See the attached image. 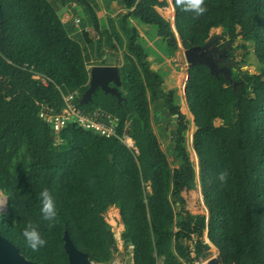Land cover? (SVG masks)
Here are the masks:
<instances>
[{"label":"trees","instance_id":"16d2710c","mask_svg":"<svg viewBox=\"0 0 264 264\" xmlns=\"http://www.w3.org/2000/svg\"><path fill=\"white\" fill-rule=\"evenodd\" d=\"M59 1L83 9L97 32L95 40L87 33L86 44L73 37L48 0H0V196L5 193L9 200L8 211L0 214L2 235L30 261L69 264L68 233L91 261L108 264L117 240L105 214L117 208L125 228L121 238L126 248L133 247L134 264L206 259V233L224 264H264V0H205L204 16L183 11L172 0L174 28L158 11L169 7L167 0H102L125 9L106 27L99 21L97 0ZM136 23L155 29L170 57L181 46H204L218 28L224 43L232 45V57L244 50L242 62L248 65L250 55L256 56L258 73L232 67L236 90L234 82L216 78L206 66L188 69L185 97L194 116L198 168L188 148L192 122L181 112V95L152 68ZM81 26L88 22L81 19ZM112 65L120 67V92L127 102L98 89L83 107L132 121L138 153L117 138L75 125L62 133L63 145H54L51 127L38 116L41 104L62 107V91L80 89L83 95L91 68ZM30 67L48 85L33 79ZM153 104H163L175 119L176 168L154 129ZM225 169L229 179L221 185L217 175ZM198 180L208 219L192 215L184 197ZM44 188L58 210L51 226L39 212ZM29 223L47 240L38 251L22 236Z\"/></svg>","mask_w":264,"mask_h":264},{"label":"rangeland","instance_id":"374dc122","mask_svg":"<svg viewBox=\"0 0 264 264\" xmlns=\"http://www.w3.org/2000/svg\"><path fill=\"white\" fill-rule=\"evenodd\" d=\"M55 8H58V5L56 4V1L54 0H48ZM169 1V0H167ZM98 3V7H97V13H98V17L100 22L102 23L101 26L106 27L108 25V20L110 17L112 18H116L117 16L125 13V9H123V6L119 3H113L111 5H105L103 3L102 0H97ZM74 4L69 5L68 7L72 6ZM77 5V4H76ZM73 8V7H71ZM69 8L68 14L70 16V18H72L74 20V18L76 16H80L82 17V19H84L85 21L88 22L89 28H90V32H88L87 34H89V38L90 39H96L97 38V32L94 29L93 25L90 23V20L88 19V17L86 16V14L84 13L83 9L81 7H79L78 5L76 6L77 9H71ZM169 8H170V4H169ZM164 12H162V14H164L165 18L167 20H169L173 26H174V21H172L171 19H173V10L172 8L169 10L163 9ZM172 17V18H170ZM66 25V24H65ZM136 25L138 26L140 33L142 35H147V32L149 31L148 28L144 25H139L138 23H136ZM150 29V28H149ZM154 31H156L155 29H153ZM86 33H83V37H85ZM222 34H223V30L221 28L218 29H213L211 32V37L215 36V35H219L220 36V40H221V44H223L225 41L222 39ZM85 40H83V44ZM239 42H236L235 45H233V47H236ZM232 48V47H231ZM183 47L181 46V49L177 52V54H175L173 57L175 58L177 56L178 61L177 62H171V65L173 66V74H175L173 77H169V79L166 81L165 79V85L168 89H175L177 88L179 91V94L181 95V112L184 113L187 118L192 122V125L190 127V131L188 133V148L189 151L191 153L192 159L194 160V162L196 163V167L198 168V158H197V154L195 151V146H194V142H193V134L195 132V128H194V116L192 115V113L190 112L189 108H188V104L187 101L185 99V78L187 77L188 73V64L185 60L184 57V53H183ZM119 56L121 59H124V53L123 52H118ZM243 54H244V50H235L234 51V61L236 63V67H241L243 68L244 71H249L251 73H258L259 71V64L258 61L256 59V56L254 53H252V55H250L249 57V61H248V65H243ZM173 59V58H172ZM177 72V73H175ZM163 104H159V105H152V117H153V125H154V129L159 137V139L162 142V147L164 149V151L167 153L170 161L173 163V167L176 168L179 164L178 161H173V157H174V137H175V130H176V123H175V119L174 117L170 116V114L168 113V111L165 109L164 106H162ZM89 106V105H88ZM220 123L217 122V125H219ZM198 170V169H197ZM184 197L186 199V203H187V207L190 211V213L192 215L195 216H200V217H207V219L209 218V211L208 208L205 204L204 201V195H203V191L201 188V183L198 180L197 183V188L193 189V190H186L184 192ZM8 196L5 193H1L0 196V206L3 205L5 206L4 209L0 208V214H3L5 212L8 211V207L9 205H7V200ZM119 215V217H118ZM105 218L107 220V222L112 226L113 232L115 234L116 240H117V249L114 253V257L113 259L108 263V264H134V254H133V247L130 246L129 248H126V246L124 245V242L121 238V235L124 231V225L122 224L121 221V216H120V211L117 208H111L106 214H105ZM204 240L206 243H208L210 245V250L207 253V258L206 259H201L199 261H195L193 264H206L210 259H213L215 257H217V254H219V250L216 249L209 241L207 233L204 236ZM189 245H192V241L188 242Z\"/></svg>","mask_w":264,"mask_h":264},{"label":"water","instance_id":"95a60500","mask_svg":"<svg viewBox=\"0 0 264 264\" xmlns=\"http://www.w3.org/2000/svg\"><path fill=\"white\" fill-rule=\"evenodd\" d=\"M0 17H2V7L0 4ZM221 40L219 35L210 37L204 46H194L190 49H183L185 60L188 68L197 65L206 66L210 73L216 78L222 75L230 82L232 78V67L236 66L234 57L229 54V44L220 47ZM237 82H234V89L237 88ZM122 79L120 67L112 66H93L90 71L89 88L83 94L80 104L88 106L92 103V96L98 89L103 90L106 94H111L118 99V102H127L126 98L120 92ZM7 205L9 200L7 198ZM65 250L68 255L69 264H95L91 261L89 255L78 249L71 240L68 233L65 237ZM0 264H38L24 257L19 248L11 241L5 238L0 229ZM206 264H224L219 253L217 258L210 259Z\"/></svg>","mask_w":264,"mask_h":264},{"label":"built area","instance_id":"2783aa9c","mask_svg":"<svg viewBox=\"0 0 264 264\" xmlns=\"http://www.w3.org/2000/svg\"><path fill=\"white\" fill-rule=\"evenodd\" d=\"M171 20L175 23V19ZM75 26L82 33L90 32L88 27L81 26L80 18L75 19ZM24 67L29 68L28 65ZM30 71L33 79L45 86L48 85V79L37 73L34 67H30ZM61 93L62 107L57 108L51 104L42 103L38 114L39 118L51 127L54 145H63L62 133L69 125H75L105 138H117L133 152L138 153V147L132 135V121L123 122L119 116L99 107L84 108L80 104L83 96L80 89H70Z\"/></svg>","mask_w":264,"mask_h":264},{"label":"clouds","instance_id":"9594fccd","mask_svg":"<svg viewBox=\"0 0 264 264\" xmlns=\"http://www.w3.org/2000/svg\"><path fill=\"white\" fill-rule=\"evenodd\" d=\"M183 11H192L196 16H204L207 12V8L204 7L205 0H177ZM217 179L224 185L228 182L229 173L228 170H222L218 173ZM39 212L44 221H47L49 225H54L57 221L58 210L56 201L53 194L48 188H44L39 193ZM22 236L26 243V246L33 251H38L47 244V240L41 234L39 229L33 224H27L23 231Z\"/></svg>","mask_w":264,"mask_h":264},{"label":"crops","instance_id":"0c3cea01","mask_svg":"<svg viewBox=\"0 0 264 264\" xmlns=\"http://www.w3.org/2000/svg\"><path fill=\"white\" fill-rule=\"evenodd\" d=\"M54 1H56V4L58 5V8H55V9L57 10L62 21L66 24L67 28L70 30V32H72V36L77 38L78 40H80L83 43V40H85V37H83V33L80 32V30L78 28H76V26H75V19L76 18L82 19V17L76 16L73 20L72 18H70L69 14H68L69 8L73 7L71 9H77L76 8L77 5L73 3L74 5L68 7L69 5H64L59 0H54ZM168 2L170 4V8L167 7L165 9L169 10L172 8L173 9V19H175V8L172 4V0H169ZM158 11L161 14H162V12H164V10L161 8H158ZM162 15L164 16V14H162ZM170 18H172V17H170ZM87 27L89 28V25ZM147 28L149 30L147 32L148 36H146V35L144 36L142 34H141V36H142L144 45L146 47V51L149 55L148 59L152 64V68L154 70L160 71L167 81L170 76L173 77L175 75V74H173L174 72L172 70L173 66L171 65V62L172 61L177 62L178 61L177 56L175 58L168 56L166 51H165L164 45L159 40L157 32L152 30V29H149V27H147ZM89 30H90V28H89ZM84 43L86 44V40ZM175 73H177V72H175ZM187 78H188V75L185 78L184 85L187 82ZM185 99H186V97H185ZM217 257H215V258H217Z\"/></svg>","mask_w":264,"mask_h":264},{"label":"flooded vegetation","instance_id":"af4514ba","mask_svg":"<svg viewBox=\"0 0 264 264\" xmlns=\"http://www.w3.org/2000/svg\"><path fill=\"white\" fill-rule=\"evenodd\" d=\"M225 45H227V44L226 43H223V44L220 45V47L222 48ZM229 45L232 46L231 44H229ZM230 49H231V47H228V50H230ZM233 53H234V51H233Z\"/></svg>","mask_w":264,"mask_h":264},{"label":"bare ground","instance_id":"6f19581e","mask_svg":"<svg viewBox=\"0 0 264 264\" xmlns=\"http://www.w3.org/2000/svg\"><path fill=\"white\" fill-rule=\"evenodd\" d=\"M6 202H7V200H6ZM4 207H5V206H3V205L0 206V208H2V209H4ZM217 256H218V254H217Z\"/></svg>","mask_w":264,"mask_h":264}]
</instances>
